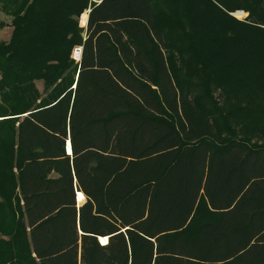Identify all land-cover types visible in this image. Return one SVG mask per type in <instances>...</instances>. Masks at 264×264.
I'll return each mask as SVG.
<instances>
[{
  "label": "trees",
  "instance_id": "obj_1",
  "mask_svg": "<svg viewBox=\"0 0 264 264\" xmlns=\"http://www.w3.org/2000/svg\"><path fill=\"white\" fill-rule=\"evenodd\" d=\"M0 12V264H264V0Z\"/></svg>",
  "mask_w": 264,
  "mask_h": 264
},
{
  "label": "rangeland",
  "instance_id": "obj_2",
  "mask_svg": "<svg viewBox=\"0 0 264 264\" xmlns=\"http://www.w3.org/2000/svg\"><path fill=\"white\" fill-rule=\"evenodd\" d=\"M9 22H10V18L8 16L4 15L2 12H0V23L4 24L3 26L0 25V41L1 40L7 41L9 39V37H10L11 27L9 26ZM73 54H74V52H73ZM37 85H38L39 88H41V83L40 82H37Z\"/></svg>",
  "mask_w": 264,
  "mask_h": 264
},
{
  "label": "water",
  "instance_id": "obj_3",
  "mask_svg": "<svg viewBox=\"0 0 264 264\" xmlns=\"http://www.w3.org/2000/svg\"><path fill=\"white\" fill-rule=\"evenodd\" d=\"M82 14H83V13H82ZM82 14H81V16H80V23H81V21H82V19H81ZM86 21H87V13H86ZM86 21H85V23L82 24V25H85V24H86ZM82 34L84 35L85 33L83 32ZM80 52H81V47L79 48V52H74L73 57H74L75 59H79ZM68 148L70 149V142H69V140L66 141V149H67V151H68ZM77 194H78V193H77ZM81 194H82V193H81ZM76 199H77V201H78V197H77V195H76ZM78 203H79V202H78Z\"/></svg>",
  "mask_w": 264,
  "mask_h": 264
},
{
  "label": "built area",
  "instance_id": "obj_4",
  "mask_svg": "<svg viewBox=\"0 0 264 264\" xmlns=\"http://www.w3.org/2000/svg\"><path fill=\"white\" fill-rule=\"evenodd\" d=\"M238 12H242V14H240V13L238 14ZM232 14H233L234 16L238 17V18H244L245 15H246V14H245L243 11H241V10L235 11V12H233ZM79 48H80V47L75 48V49H74V52H79Z\"/></svg>",
  "mask_w": 264,
  "mask_h": 264
}]
</instances>
